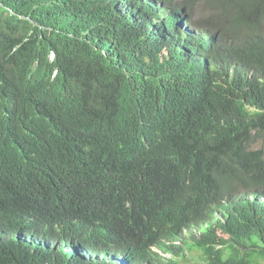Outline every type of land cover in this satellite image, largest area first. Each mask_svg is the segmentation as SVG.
Here are the masks:
<instances>
[{
	"label": "trees",
	"instance_id": "1",
	"mask_svg": "<svg viewBox=\"0 0 264 264\" xmlns=\"http://www.w3.org/2000/svg\"><path fill=\"white\" fill-rule=\"evenodd\" d=\"M173 1L0 0V264L264 262V0Z\"/></svg>",
	"mask_w": 264,
	"mask_h": 264
},
{
	"label": "rangeland",
	"instance_id": "2",
	"mask_svg": "<svg viewBox=\"0 0 264 264\" xmlns=\"http://www.w3.org/2000/svg\"><path fill=\"white\" fill-rule=\"evenodd\" d=\"M173 2L175 3V5L177 7H179L180 3H183V4L188 3V0H174ZM196 17H197V10H196L195 7H193L192 10H191V13H190V20L192 22H194ZM261 146L264 147V142L263 143L262 142H258L256 144V147H261ZM195 255H196V257H198V252H196ZM166 256L169 257L170 255H166ZM261 264H264V262H262Z\"/></svg>",
	"mask_w": 264,
	"mask_h": 264
},
{
	"label": "clouds",
	"instance_id": "3",
	"mask_svg": "<svg viewBox=\"0 0 264 264\" xmlns=\"http://www.w3.org/2000/svg\"><path fill=\"white\" fill-rule=\"evenodd\" d=\"M192 28V27H191ZM164 51H166V49L164 48ZM84 252V251H83ZM87 252V251H86ZM84 255V253H83ZM114 260H122V257H118L117 259L115 257H113Z\"/></svg>",
	"mask_w": 264,
	"mask_h": 264
}]
</instances>
